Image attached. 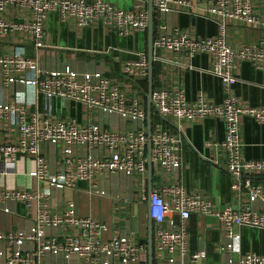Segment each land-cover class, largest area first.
Wrapping results in <instances>:
<instances>
[{
  "label": "built area",
  "instance_id": "obj_1",
  "mask_svg": "<svg viewBox=\"0 0 264 264\" xmlns=\"http://www.w3.org/2000/svg\"><path fill=\"white\" fill-rule=\"evenodd\" d=\"M134 1L136 9L126 12L103 0H0V37H28L34 50L33 58L26 56L25 49L0 56V177L12 174L19 158L33 159L35 168L27 176L37 182V187L63 192L87 182L89 193L102 197L111 196L100 186L112 176L141 181L147 178L146 94L139 85L148 83L147 52L139 53L138 61L128 62L121 69L136 84L131 89L122 88L102 69L60 67L55 60L49 61V56L39 54L50 47L46 24L55 13L61 22L71 21L79 29L101 21L120 36L147 32L148 11L141 7L148 0ZM152 1L154 12L163 16L203 6V12L198 13L218 27L215 36L195 38L170 28L166 22L159 23L153 39L154 66L192 70V60L205 55L210 63L206 71L220 79L225 90L221 103L208 100L203 93L189 102L182 90L154 86L153 116L159 119L153 121L152 163L177 178L185 145L183 125L220 120L226 129L225 139L218 145L226 159L225 168L235 178L233 189L247 190L248 202L241 208L215 209L205 195L189 193L181 185L152 191L150 198L142 193L141 201L147 204L148 217L154 224V264H206L203 240L197 241L196 250L191 248L189 224L193 216L211 218L222 229L217 249L226 258L221 264H264V253L233 257L236 243L241 242L235 227L264 230V211L253 208L264 206V186L253 181L264 176V160H245L242 140L243 120L251 118L264 124V107L245 105L231 90L239 81L241 64L248 62L264 72V42L236 48L229 41L230 22L264 31V0ZM12 83L30 88L33 100L28 102L17 94L6 104L1 92ZM64 111L67 116L79 111L82 117H64ZM91 112L118 118L131 127L123 131L107 128L96 117L90 118ZM165 121L173 122L177 132L166 130ZM44 144L55 149V166L42 152ZM113 199L130 203L117 195ZM53 200L49 191L39 188L0 191V212L14 216L10 206L22 204L33 215L30 227L0 232V264H43L49 257L63 264H148V247L139 243L135 233L121 230L111 240L103 241L105 224L93 217L78 216L71 200Z\"/></svg>",
  "mask_w": 264,
  "mask_h": 264
},
{
  "label": "crops",
  "instance_id": "obj_2",
  "mask_svg": "<svg viewBox=\"0 0 264 264\" xmlns=\"http://www.w3.org/2000/svg\"><path fill=\"white\" fill-rule=\"evenodd\" d=\"M91 1V0H89ZM117 6L119 9L131 12L136 9L134 0H103ZM142 10L149 11V0L144 2ZM204 7H196L188 13H171L160 15L154 12V36L158 24L166 22L170 28L181 32H188L192 37L204 38L215 36L218 32L217 25L206 20L198 12H203ZM48 49H41L40 56L47 55L50 60H55V65L73 66L78 70L102 69L106 75L120 83L122 88L131 89L136 84L131 77L122 73V67L128 62H136L141 52L148 54V31L129 36H120L115 30H108L101 21L94 22L90 27L79 29L73 22H61L58 14H51L46 24ZM21 39L17 35H4L0 37L3 44L0 56L11 55L14 52H22L25 49L26 56L32 43L28 37ZM154 39V38H153ZM229 41L238 48L242 45L264 42V31L249 29L241 23L230 22ZM209 59L205 55L196 56L191 65L192 70L177 67L163 69L156 65L154 73V86L167 87L170 90H182L189 102L197 99L200 93L215 103H221L225 98V90L220 79L212 76L206 70L209 68ZM238 83L232 86L234 96L245 105L260 108L264 107V72L256 70L250 63L240 65L237 72ZM139 85L145 88L146 82ZM20 94L30 102L33 100V91L16 83L2 90L3 101L8 104L14 101ZM33 110V107H30ZM80 112L67 116L64 111L62 116L80 119ZM66 115V116H65ZM92 115V116H91ZM90 118H97L107 128L119 130L130 129V124L120 121L118 118L96 116L91 112ZM155 120L159 119L154 116ZM154 121V120H153ZM242 140L244 143L243 158L247 161L264 160V124H258L251 118H245L242 122ZM166 130L177 132L173 122L165 121ZM185 135L184 152L182 155V167L178 177L170 172H165L156 164L152 165L153 191L166 189L175 185H181L189 193H201L212 202L215 209L227 207L241 208L247 205V190L241 187L235 191L233 186L235 178L226 170L224 158L219 144L224 141L226 129L220 120L206 119L183 125ZM11 133H14L12 130ZM9 138V134L3 133ZM41 150L52 166L56 163V153L53 147L42 145ZM35 162L33 159L19 158L13 168V173L7 177H0V191L3 190H36L49 191L52 199L71 200L76 204L77 215L80 217H93L106 225L102 234L103 241H109L119 232L134 233L132 220L135 210H138V241L145 242L148 237V210L147 204L141 201L142 193L148 196L149 175L145 180L130 179L125 176L115 175L108 178V183L100 186L99 179L96 185L105 188L111 196H97L89 193V184L79 182L75 188L58 191L38 186L37 182L27 176L33 171ZM149 172V170H148ZM257 184L264 186V176L253 179ZM121 196L130 203L122 204L113 199ZM53 200V201H54ZM52 202V200H50ZM14 216H7L0 212V232H8L18 227H30L33 224V215L29 214L22 204H12ZM256 211H264L263 205H254ZM139 215H141L139 217ZM16 216V217H15ZM234 232L241 235V242L236 243L233 257L248 253H264V230L235 227ZM191 236V248L196 250L197 241L203 240L207 249L206 264H221L224 257L218 251V245L223 238L222 229L211 218L203 219L193 216L189 224ZM145 260V257L143 258ZM43 264H63L52 258H46Z\"/></svg>",
  "mask_w": 264,
  "mask_h": 264
},
{
  "label": "water",
  "instance_id": "obj_3",
  "mask_svg": "<svg viewBox=\"0 0 264 264\" xmlns=\"http://www.w3.org/2000/svg\"><path fill=\"white\" fill-rule=\"evenodd\" d=\"M149 27H148V62H149V76H148V91L146 94V111H147V131H148V175H149V188H148V198H150L153 186H152V160H151V136L153 128V108H152V92L154 90V54H153V38H154V10L153 1L149 0ZM3 44L0 43V52H2ZM28 58L34 57L33 48H29ZM133 232L138 238V210L136 208L134 218L132 220ZM142 245L148 247V264H154V224L149 218L148 220V237L145 242H140Z\"/></svg>",
  "mask_w": 264,
  "mask_h": 264
},
{
  "label": "trees",
  "instance_id": "obj_4",
  "mask_svg": "<svg viewBox=\"0 0 264 264\" xmlns=\"http://www.w3.org/2000/svg\"><path fill=\"white\" fill-rule=\"evenodd\" d=\"M156 71H157L156 66H154V73L155 74H156ZM154 84H155V81H154ZM143 89L145 90V94H147V91H148V83L147 82H146L145 88H143ZM153 120H154V122L156 121L155 117H153Z\"/></svg>",
  "mask_w": 264,
  "mask_h": 264
},
{
  "label": "rangeland",
  "instance_id": "obj_5",
  "mask_svg": "<svg viewBox=\"0 0 264 264\" xmlns=\"http://www.w3.org/2000/svg\"><path fill=\"white\" fill-rule=\"evenodd\" d=\"M141 215H139V217H140Z\"/></svg>",
  "mask_w": 264,
  "mask_h": 264
}]
</instances>
